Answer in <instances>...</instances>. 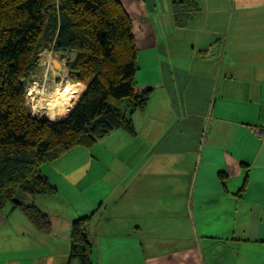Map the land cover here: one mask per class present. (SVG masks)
Here are the masks:
<instances>
[{
    "label": "crops",
    "instance_id": "crops-1",
    "mask_svg": "<svg viewBox=\"0 0 264 264\" xmlns=\"http://www.w3.org/2000/svg\"><path fill=\"white\" fill-rule=\"evenodd\" d=\"M118 1L149 97L134 134L41 165L56 191L86 190L60 211L64 228L90 216L91 264H264V0H192L184 27L170 0ZM50 196L21 201L48 213ZM15 210H0V227Z\"/></svg>",
    "mask_w": 264,
    "mask_h": 264
},
{
    "label": "trees",
    "instance_id": "trees-1",
    "mask_svg": "<svg viewBox=\"0 0 264 264\" xmlns=\"http://www.w3.org/2000/svg\"><path fill=\"white\" fill-rule=\"evenodd\" d=\"M170 8L176 27L198 10L192 0H170ZM43 50L65 61L69 81L85 85L59 88L70 111L56 122L31 115L25 101L24 81ZM136 54L131 19L118 0H0V210L9 204L48 231V214L21 201L56 192L41 165L113 130L134 134L131 114L150 92L136 88ZM89 218L70 222L66 264H91Z\"/></svg>",
    "mask_w": 264,
    "mask_h": 264
},
{
    "label": "rangeland",
    "instance_id": "rangeland-1",
    "mask_svg": "<svg viewBox=\"0 0 264 264\" xmlns=\"http://www.w3.org/2000/svg\"><path fill=\"white\" fill-rule=\"evenodd\" d=\"M41 53L37 67L24 81L26 105L33 116L61 120L66 115L65 109L62 108L54 115L47 116L49 111L44 102L47 98H54L58 101L60 99L59 88L65 82H69L64 67L65 61L60 60L58 54L51 50H43ZM40 95H44L43 100ZM79 189L80 186L75 190H60V185H58L56 193L50 194L52 196L48 197L49 203H46L48 213L51 204L57 210H53V222L51 223L50 219L48 231L35 228L22 212L16 209L10 218H15V223L0 227V264H66L68 256L63 255V252L67 253L69 250V230L64 228L60 211L64 212L66 209L67 212H72L81 196H85L86 193L85 189ZM17 195L19 194H16V197ZM36 199L33 200V204L38 206ZM8 208H10L9 204L5 206V211ZM70 264L76 263L73 261Z\"/></svg>",
    "mask_w": 264,
    "mask_h": 264
},
{
    "label": "bare ground",
    "instance_id": "bare-ground-1",
    "mask_svg": "<svg viewBox=\"0 0 264 264\" xmlns=\"http://www.w3.org/2000/svg\"><path fill=\"white\" fill-rule=\"evenodd\" d=\"M42 54V53H41ZM43 61V60H42ZM40 97L42 98V100L44 99V95H40ZM45 107H47L48 109V114L47 116H52L55 113L59 112L60 110H62V108L65 109L66 114L69 113L70 111V107L65 104L62 100L58 99V101L54 98H47L46 102H44ZM43 106V105H42ZM44 117V116H43ZM55 120H51V121H56Z\"/></svg>",
    "mask_w": 264,
    "mask_h": 264
},
{
    "label": "water",
    "instance_id": "water-1",
    "mask_svg": "<svg viewBox=\"0 0 264 264\" xmlns=\"http://www.w3.org/2000/svg\"><path fill=\"white\" fill-rule=\"evenodd\" d=\"M67 114H68V113H67ZM67 114H66V115H67ZM66 115H65V116H66ZM45 119H47V120L50 121V122H56V121H58V120H56V121H51V120H49L48 118H45Z\"/></svg>",
    "mask_w": 264,
    "mask_h": 264
}]
</instances>
